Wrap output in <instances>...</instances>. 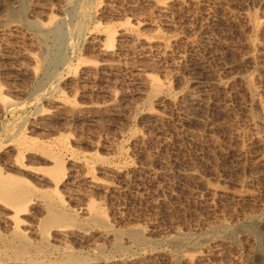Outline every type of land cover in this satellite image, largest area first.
<instances>
[{"label":"rangeland","instance_id":"374dc122","mask_svg":"<svg viewBox=\"0 0 264 264\" xmlns=\"http://www.w3.org/2000/svg\"><path fill=\"white\" fill-rule=\"evenodd\" d=\"M263 218L264 0H0V264H264Z\"/></svg>","mask_w":264,"mask_h":264},{"label":"bare ground","instance_id":"6f19581e","mask_svg":"<svg viewBox=\"0 0 264 264\" xmlns=\"http://www.w3.org/2000/svg\"><path fill=\"white\" fill-rule=\"evenodd\" d=\"M52 88H53V87H52ZM252 92H253V91H252ZM254 92H255V91H254ZM253 94H254V93H253ZM255 95H256V94H255ZM200 98H201V97H200ZM202 99H203V98H202ZM204 100H205V99H204ZM198 101H199V98H198ZM193 102H194V101H193ZM198 104H199V103H198ZM195 105H196V104H195ZM260 137H261V136H260ZM57 177H58V175H57ZM19 182H20V181H19ZM13 196H14V195H13ZM15 199H16V198H15ZM31 201H32V200H31ZM29 205H30V201L25 202V203H24L23 210L26 209ZM20 210H21V209H20ZM20 210H19V211H20ZM19 211H18V212H19ZM21 212H22V211H21ZM19 213H20V212H19ZM17 215H18V214H17ZM61 219H62V217H59V216H57V217H55V218L52 219V216H51L47 223H48V224H53V222L56 223V222H58V221H59L58 223H60V222H61V221H60ZM64 219H65V218H64ZM263 219H264V218H263ZM47 223H46V224H47ZM56 224H57V223H56ZM57 228H62V227H57ZM228 229H229V228H228ZM49 232H50V230H49ZM108 233H110V232H108ZM112 233H113V232H112ZM68 234H69V233H68ZM141 235H142L141 233H139V234H138V233H137V234H136V233H131V234H129L128 237H129V239H131L134 243H137V244H138V243H142V242H144V240H145V239L143 238V236H141ZM116 238H117V237H116ZM148 242H149V241H148ZM114 243H115V242H114ZM114 243H113V244H114ZM115 244H116V243H115ZM115 244H114V245H115ZM116 246L118 247V245H116ZM116 246H115V248H116ZM119 246H120V244H119ZM98 249H99V248H98Z\"/></svg>","mask_w":264,"mask_h":264}]
</instances>
